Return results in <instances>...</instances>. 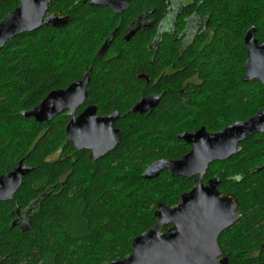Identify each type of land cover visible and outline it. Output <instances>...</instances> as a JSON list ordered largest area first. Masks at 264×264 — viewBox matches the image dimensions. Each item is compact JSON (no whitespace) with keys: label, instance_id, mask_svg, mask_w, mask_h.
Returning <instances> with one entry per match:
<instances>
[{"label":"trees","instance_id":"obj_1","mask_svg":"<svg viewBox=\"0 0 264 264\" xmlns=\"http://www.w3.org/2000/svg\"><path fill=\"white\" fill-rule=\"evenodd\" d=\"M192 2L208 16L210 35L198 37L181 56L171 50L168 39L150 59L144 40L138 35L124 42L121 28L105 46L109 54L122 52L113 58L99 56L117 22L82 0L50 5L49 14L69 17L63 28L21 34L0 50V175L20 161L34 168L16 196L20 209L46 193L28 231L10 226L14 204L0 205V264H109L126 258L132 241L156 224L157 205L174 207L193 185L168 172L146 180V167L187 154L190 147L179 134L199 127L216 133L264 108V86L241 80L245 33L253 27L258 43L264 42V0ZM17 4L18 0L0 1V19ZM172 64L177 73L157 85L142 88L136 78L141 70L157 73ZM88 71L85 106L95 105L99 115L118 112L122 117L116 124L122 132L118 146L96 162L88 152L66 144L67 113L42 124L23 116L49 92L68 87ZM149 93H163L159 106L150 115L132 114L136 101ZM240 146L236 156L212 164L204 181L219 178V189L234 195L242 212L218 240L229 264H261L264 135Z\"/></svg>","mask_w":264,"mask_h":264},{"label":"water","instance_id":"obj_2","mask_svg":"<svg viewBox=\"0 0 264 264\" xmlns=\"http://www.w3.org/2000/svg\"><path fill=\"white\" fill-rule=\"evenodd\" d=\"M6 1V0H0ZM56 0H19L18 6L0 19V50L5 44L24 33L42 27L60 29L69 23V17L50 15L45 17L49 6ZM88 0H83L87 2ZM91 6L111 7L116 13L128 8L129 0H89ZM256 29L250 28L243 43L247 57L241 80L244 83L259 81L264 86V42L259 44ZM106 47V46H104ZM90 72V71H89ZM89 72L79 81L64 89L53 90L36 107L23 113L36 123H50L58 115L68 112L70 120L65 127V142L71 143L77 152H90L94 162L107 156L119 144L122 132L113 127L119 114L97 116V107L90 105L81 113L87 98ZM158 103V97L141 99L131 110L142 114ZM264 132V108L252 118L233 123L209 133L204 127L193 132L185 131L178 139L191 150L177 160L153 161L142 173V178L153 180L163 172L174 178L194 179L193 188L180 196L172 208L157 205L156 224L136 237L131 244L132 253L124 259L109 264H228L219 257L218 237L242 217L234 195H222L218 190L219 178L202 182L208 168L214 162H223L241 152L239 144L255 134ZM34 170L20 161L8 174L0 176V201L11 200L23 184V179ZM172 226L166 232L163 229ZM261 247L264 249V242ZM262 264H264V259Z\"/></svg>","mask_w":264,"mask_h":264},{"label":"flooded vegetation","instance_id":"obj_3","mask_svg":"<svg viewBox=\"0 0 264 264\" xmlns=\"http://www.w3.org/2000/svg\"><path fill=\"white\" fill-rule=\"evenodd\" d=\"M142 1L143 0H129L128 8L121 13H116L111 7L91 6L89 0L85 3L82 0L83 4H88L91 8L103 9L107 11V13L109 14L108 16L109 17L112 16L113 20L117 22L114 31L111 33L110 37L106 39V41L104 42V45L101 46L100 51L98 52L99 56L103 55V56H107L108 58H113L114 56H116L117 53L122 52L121 49H119L118 51L112 52L110 54L107 52L108 45L110 44V38H112V35L114 36V33L118 32L120 28L121 29L119 31V34L121 35V39L124 42L129 43L130 41L135 39L138 35L140 36L141 40H144L145 46L143 47V49H145L144 51L148 52L150 59H153L158 54L163 43H165V41H167L168 39H171V42H172L171 50L174 51L175 49L177 53H179L181 56L185 51H187V49L191 45H193V43L198 37L203 36V38L204 37L209 38V35H210L209 20H208L209 18L208 16L202 15V13L200 12V5L195 6L192 0H158V3H153V4L143 3ZM18 4H19V0H18ZM50 15H57V14H49L47 10V14L45 15V17L50 16ZM57 16L61 17L60 15H57ZM145 34H149V36L147 37V35ZM107 42H108V45L104 47ZM259 44H262V43H259ZM149 63L151 64V61H149ZM153 73H151V71H148L147 69L141 70L137 73L136 78L142 81V88L147 87L150 84L157 85L163 77L173 76L177 73V70L175 69V66L172 64L165 69L159 68L157 73L156 72L154 74ZM195 81L196 80L194 78L190 79V82L192 83H194ZM175 87H176L175 84H173L172 88L175 89ZM162 95L163 93H159V94L149 93V94L142 95V97H140L136 101V103L133 105L131 110L135 107V105L137 104L139 100L152 97V96H156L158 97V103L154 108L142 114H136V115H141V116L150 115L159 106ZM85 107L87 106H85L84 104L83 107H80L77 110L76 114L78 115L79 113H81ZM64 113H67V115H69L68 112H64ZM112 113H118V112H112ZM112 113H109V114H112ZM109 114H106V115H109ZM106 115H99L98 110H97V116L103 117ZM121 118L122 117L119 114L118 120L113 125L115 129H119L120 131L121 129L116 124ZM255 135H264V132L258 133ZM85 152H88V151H85ZM88 154H90V152H88ZM12 169H10L7 173L2 174L0 176H4L8 174ZM204 178L202 182L206 184V182L209 179L204 181ZM191 180L193 184L194 179H191ZM22 186L14 194L11 200L0 201V205L9 204V203L14 204V209H13L14 218L12 219L10 226L17 227L21 232H24V231H28L31 229L30 227L31 216L33 212L38 208V205L41 203V199L46 195V193L41 194L37 198L31 199L30 203L25 208L20 209L17 204L18 202L16 201V196L19 193V191L22 189ZM219 187H218V190L221 191ZM192 188H193V185H192ZM222 195H226V194L222 193ZM171 227L172 226L165 227L163 229V232H166ZM225 231L226 230H224L219 235L218 240ZM218 251H219V257L217 258V261H221L224 258L228 260L226 252L221 248L219 243H218ZM228 264H229V260H228Z\"/></svg>","mask_w":264,"mask_h":264}]
</instances>
